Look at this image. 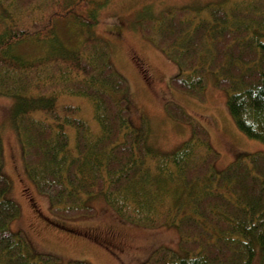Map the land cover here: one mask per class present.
Returning a JSON list of instances; mask_svg holds the SVG:
<instances>
[{
  "label": "trees",
  "instance_id": "1",
  "mask_svg": "<svg viewBox=\"0 0 264 264\" xmlns=\"http://www.w3.org/2000/svg\"><path fill=\"white\" fill-rule=\"evenodd\" d=\"M109 1L0 0V93L16 102L26 175L55 213L90 214L88 202L101 196L128 222L175 226L177 247L160 246L140 264H253L257 252L264 264V151L238 154L216 170L208 132L172 102L166 110L190 125V136L157 150L131 119L110 41L91 31L74 47L59 44L57 21L88 31ZM137 21L176 64L170 81L178 91L202 100L210 76L227 94L236 126L264 143V0L152 10ZM30 39L53 46L27 58L17 46ZM73 98L90 104V118ZM10 188L0 140V264H91L34 252L10 227L19 215Z\"/></svg>",
  "mask_w": 264,
  "mask_h": 264
},
{
  "label": "rangeland",
  "instance_id": "2",
  "mask_svg": "<svg viewBox=\"0 0 264 264\" xmlns=\"http://www.w3.org/2000/svg\"><path fill=\"white\" fill-rule=\"evenodd\" d=\"M234 0H110L100 8L94 28L77 30L70 21L56 22L59 44L74 47L92 31L110 41L113 63L127 80L131 119L144 125L148 143L161 152L183 143L190 125L175 119L166 110L168 103L179 104L208 132L218 153L215 169L226 167L238 154L264 151V143L245 135L235 124L226 104L227 94L209 76L202 100L178 91L171 83L177 66L169 56L143 35L137 19L148 11H170L183 6L201 11L209 3L223 5ZM3 23L0 18V27ZM30 39L17 51L24 57L48 51L52 42L42 45ZM58 44V43H57ZM80 114L90 118L91 106L82 98H73ZM15 99L0 93V140L3 172L10 180V196L19 207V215L10 223L22 231L37 253L51 254L64 262L83 260L91 264H140L160 246L176 248L179 233L170 224L146 227L122 219L101 196L92 198L90 214L65 216L51 210L49 198L39 192L28 178L21 145L13 123ZM259 253L253 258L258 264Z\"/></svg>",
  "mask_w": 264,
  "mask_h": 264
}]
</instances>
